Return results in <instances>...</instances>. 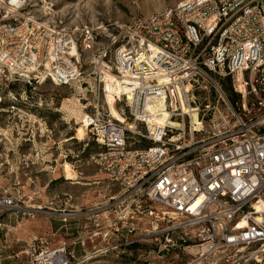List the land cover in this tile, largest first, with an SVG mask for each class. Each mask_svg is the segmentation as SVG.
Returning <instances> with one entry per match:
<instances>
[{"label": "built area", "instance_id": "1", "mask_svg": "<svg viewBox=\"0 0 264 264\" xmlns=\"http://www.w3.org/2000/svg\"><path fill=\"white\" fill-rule=\"evenodd\" d=\"M53 6L36 18L22 0H0V97L26 103L46 80L80 89V123L100 147L90 162L123 186L88 209L103 220L93 236L127 227L135 237L122 244L160 241L187 255L181 264H264V0H180L130 22L83 24L49 19ZM110 78L127 89L115 103L123 120L109 109ZM15 84L26 87L18 96ZM160 99L180 125L153 129ZM207 124L214 130L191 149ZM141 137L153 145L132 147ZM20 202L0 187V227ZM25 254L26 264H80L95 253L78 259L41 237Z\"/></svg>", "mask_w": 264, "mask_h": 264}, {"label": "rangeland", "instance_id": "2", "mask_svg": "<svg viewBox=\"0 0 264 264\" xmlns=\"http://www.w3.org/2000/svg\"><path fill=\"white\" fill-rule=\"evenodd\" d=\"M22 2L26 5V10L36 18L47 17L42 13L45 4L54 5L51 14L48 15L49 19L57 22L63 20L67 24L74 22L83 24L104 21L130 22L137 17H145L154 11L176 5L180 0H22ZM228 81L226 80L225 84H228ZM23 89H26L23 84H15L11 90L18 96V92ZM79 92L80 89L77 87L58 86L46 80L37 84L31 91L28 90L29 101L26 103L8 95L0 97V187L21 198L20 204L26 210L39 207L38 205H41V213H38L41 215H48L50 211L60 213L64 209L74 210L77 207L73 205V200L84 195L86 202L81 203V200L78 202L81 203L82 211H86L88 207L95 208L99 203L107 201L109 197H106L105 193L120 195L123 191V186L108 179L96 164L90 162L89 156L100 150V147L80 123L83 117V102H79V105L77 103L76 97L79 98ZM117 98V95L108 96L109 109L114 116L123 120L124 115L118 110L123 105L117 108L115 104ZM127 113L129 114L128 110ZM139 127L144 129L142 125ZM212 130L214 128L207 124L205 131L198 134L195 141L187 142L190 148H200L203 136ZM150 145H153L151 141L141 137L132 147L147 148ZM68 194L71 195L69 199L71 204L66 199ZM114 214L110 216L113 218ZM105 228L101 230L111 233L112 227ZM124 230L125 238L111 235L106 241H102L101 236L90 243L89 249L92 253H96V248L108 247L109 250L99 252L96 257L85 259L80 264L185 262L187 255L179 248L164 249L160 246V241L153 243L142 240L140 243L122 244L126 239L135 237L132 233L128 235L127 227ZM82 255L83 249L78 248L77 257L81 258ZM20 259L25 260L26 254H21Z\"/></svg>", "mask_w": 264, "mask_h": 264}, {"label": "crops", "instance_id": "3", "mask_svg": "<svg viewBox=\"0 0 264 264\" xmlns=\"http://www.w3.org/2000/svg\"><path fill=\"white\" fill-rule=\"evenodd\" d=\"M105 194L106 197H110L112 193ZM66 199L68 203L71 202L68 196ZM80 200L81 203H84L87 199L83 195L81 198L73 200L72 203L77 207L78 215L69 221H63L59 212L50 211L51 213H47L48 215L38 214L41 213V205L33 207L31 210L7 212L3 217V226L0 227V264H26V259L21 260L20 255L29 251L34 239L41 237L55 245L67 242L68 248L75 251V256L78 259L91 254L89 244L101 238V236H93L92 231L95 229V224L102 223L103 220L90 218L88 210L82 211ZM67 236L71 237L66 238ZM78 248L83 249L81 258L77 257Z\"/></svg>", "mask_w": 264, "mask_h": 264}, {"label": "bare ground", "instance_id": "4", "mask_svg": "<svg viewBox=\"0 0 264 264\" xmlns=\"http://www.w3.org/2000/svg\"><path fill=\"white\" fill-rule=\"evenodd\" d=\"M107 80V84H106V93L107 95H117V97H120L122 95V92L123 90L126 89L125 86H123V84L120 82L119 79H112L110 78V80L106 79ZM242 89H244L243 86H241ZM131 96H129L130 98ZM1 99V98H0ZM76 100H77V103L79 105V98L76 97ZM167 105L165 103V100H157V101H154L151 108L153 110V112L155 113L154 117H153V120H152V124H153V129L158 127V126H165V125H169V124H172V125H175V126H178L180 124H177V121H175L173 118H171V112L170 110L166 109ZM76 109L79 110L78 107H76ZM80 111V110H79ZM192 114V121L194 123V125L199 128L201 126V124L198 122V118H197V112L196 111H192L191 112ZM86 122H88V120H86ZM82 127L83 129L85 130V132H87V126H85L84 124H82ZM201 201V200H200ZM99 252H96L95 254H92L90 256L87 257V260H90L91 258H94L96 257V255L98 254ZM86 260V261H87Z\"/></svg>", "mask_w": 264, "mask_h": 264}, {"label": "trees", "instance_id": "5", "mask_svg": "<svg viewBox=\"0 0 264 264\" xmlns=\"http://www.w3.org/2000/svg\"><path fill=\"white\" fill-rule=\"evenodd\" d=\"M224 86H225V90L228 91V93H230L231 95L234 94V91L232 90V85H231V80L230 79L228 81V84L224 83Z\"/></svg>", "mask_w": 264, "mask_h": 264}]
</instances>
